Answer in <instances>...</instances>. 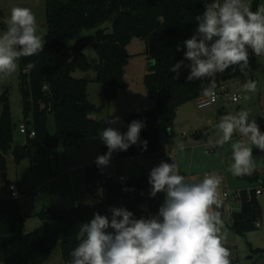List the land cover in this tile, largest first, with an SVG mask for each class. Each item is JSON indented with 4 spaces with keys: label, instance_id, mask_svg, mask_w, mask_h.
Listing matches in <instances>:
<instances>
[{
    "label": "trees",
    "instance_id": "1",
    "mask_svg": "<svg viewBox=\"0 0 264 264\" xmlns=\"http://www.w3.org/2000/svg\"><path fill=\"white\" fill-rule=\"evenodd\" d=\"M209 0L207 3H212ZM46 34L45 47L37 55L18 60L20 68L19 92L23 123L34 132L33 139L12 148L13 126L7 91L0 96V177L6 172V155L11 152L15 165L34 156V150L45 147L55 151L59 144H77L87 139H99L100 156L108 152L100 133L104 121L92 117L98 109L88 101L87 86L90 82L100 85L107 103L117 100L120 93L127 92L124 69L129 56L126 47L132 40L144 43L148 69L144 86L154 98V106L138 114L126 117L127 126L132 121H142L139 141L126 151L112 153L110 162L133 158L151 157L160 152L161 134L167 142L179 107L203 96L212 78L187 80L180 68L179 76L171 67L184 58V41L190 39L198 27L197 16L205 11L200 0H45ZM261 0H250V8L256 11ZM110 24V31L104 26ZM75 42L72 47L69 44ZM180 48L178 51L177 48ZM93 50L98 64L91 67L83 51ZM258 57L249 49V67L244 72L232 66L214 77L215 90L239 75L252 73L257 68ZM155 60V64H153ZM191 62V61H190ZM34 64L29 69L27 66ZM95 73L93 80L74 79L76 71ZM53 117L54 134L48 137L47 119ZM128 129L120 131L126 133ZM209 129L194 135L205 139ZM142 141H147L146 150ZM102 166L92 164L84 167V184L101 189L100 201L68 210L42 209L34 217L45 227V237L36 232L26 233L27 217L18 210V202L0 197V264H46L52 249L59 245L63 264H70L71 251L78 245V233L83 224L90 223L95 213L112 218V208H125L134 219H149L159 215L164 204V192L151 195L149 175L124 178L123 181L101 183ZM242 179L251 184L260 181L258 175H244ZM3 181V179H2ZM6 184V181H3ZM264 188V180L260 181ZM21 190V185L15 183ZM30 195L31 192L24 193ZM241 206L231 215V230L236 236L256 230L260 207L255 189L240 193ZM162 220V218H160ZM48 223H53L48 229ZM106 233H115L108 228Z\"/></svg>",
    "mask_w": 264,
    "mask_h": 264
},
{
    "label": "clouds",
    "instance_id": "2",
    "mask_svg": "<svg viewBox=\"0 0 264 264\" xmlns=\"http://www.w3.org/2000/svg\"><path fill=\"white\" fill-rule=\"evenodd\" d=\"M196 19L195 34L184 41L187 49L184 58L191 61L187 80L212 78L202 95L214 99L217 73L237 65L244 72L249 67V49L257 57L264 56V5L252 11L245 0H214L206 3L205 11ZM6 25V31L0 34V78L15 73L20 58L37 55L45 47L30 8L12 7ZM182 65L183 60L170 69L176 78ZM243 87L249 93L257 90L252 80H247ZM249 116L244 110L224 115L216 125L221 135L215 141L209 140V144L222 147L233 140L235 133L247 138L231 143V170L237 176L251 174L255 168L252 146L264 151V133ZM118 120L115 117L108 123L115 124ZM144 126L142 121L134 120L123 134L112 127L104 129L100 138L108 152L98 156L96 164L107 166L114 151H126L137 144ZM141 143L146 150L147 141ZM179 147L182 151L183 145ZM149 183L153 197L159 192L166 193L159 215L134 219L127 209L112 208L109 221L95 213L90 223L80 227L79 243L70 253V264H231L230 251L224 246L226 237L221 232L223 221L213 209L221 205L218 175L206 174L201 182L189 183L178 174L175 162H161L151 170ZM108 228L115 233H106Z\"/></svg>",
    "mask_w": 264,
    "mask_h": 264
},
{
    "label": "rangeland",
    "instance_id": "3",
    "mask_svg": "<svg viewBox=\"0 0 264 264\" xmlns=\"http://www.w3.org/2000/svg\"><path fill=\"white\" fill-rule=\"evenodd\" d=\"M200 1L206 4L209 0ZM245 2L250 5V0H245ZM44 3L45 0H0V34L6 31V20L10 16L11 8L18 6L32 10L39 25L38 34H42L44 39L47 31ZM261 5H264V0H261ZM104 27L110 31V24H106ZM74 44L75 42L70 43L69 47ZM126 51L129 56L123 78L127 85L126 93H120L115 102L107 103L100 85L91 82L88 86L90 102L98 109V113L95 114L96 118L106 123L105 128L112 127L119 132L128 129L125 123V118L128 115L141 113L145 107H153L155 101L144 86V76L149 64L144 54V43L134 39L126 47ZM83 54L91 67L98 64V56L93 50L86 49ZM19 74L20 68L18 65L17 71L11 76L0 78V96L4 91H7L11 111L12 148L23 145L25 141L24 136L18 131V126L23 123ZM94 76L95 73L92 69L87 72L76 71L72 75L74 79L88 80H93ZM247 80L256 82V92L249 93L244 89L243 85ZM227 85L224 84L231 96L238 97V102L223 104L222 101H219L217 104L205 109H198L194 101L182 105L177 110L172 129L166 132L173 135L171 141L167 142L165 134H161L160 152H166L165 150L169 148L175 149L179 167L178 174L185 176L186 181L189 183L201 182L206 174H215L222 179L218 192L221 200L220 206H223V211L219 212L215 206H213V209L220 213L223 221L221 232L226 237L224 245L230 251V260L238 261L240 264H264V188L261 187L260 182L264 180V167L261 170H252L251 174L256 173L260 181L251 184L249 181L242 179V175L233 174L229 159L224 158L225 161H223L222 155L232 152L231 143L235 141L232 140L222 147L215 146L213 151L209 150V147L213 145L209 144V140L215 141L221 135L216 125L228 113H236L241 110L248 111L250 113L249 119H255L260 131L264 133V56L258 57L257 68L254 72L239 75L229 81ZM252 94H256L258 102L247 105L246 103ZM134 109H136V112H134ZM128 111H130V114H127ZM115 117H119L117 123H108L109 120ZM47 129L48 136H52L54 134L52 116H48ZM205 129H209L205 139L194 138L196 133ZM241 139L247 140L244 137ZM96 142L95 138L77 144H59L55 151H48L45 147H39L34 150L35 159H26L19 165H15L11 152L6 155V181L12 184L19 183L24 189V193L34 192L36 194L35 201L31 195H25L18 202L19 213L27 217L25 223L26 233L36 232L37 237H45V227L34 217L42 209L68 210L74 207L75 202L79 207H82L86 205V200L89 201L90 205L100 201V188L97 189L96 194L89 197L84 192L88 186L84 184V167L96 164L95 161L100 156V147ZM180 145H183L182 151ZM252 152H257L258 154L255 155L262 156L264 161V151L252 146ZM120 166H122V172L126 178L149 175L151 170L157 167L151 157L133 160L130 168ZM80 183H83V185H80ZM258 186L259 189L262 188V195L257 200L260 207V216L257 222L261 227L245 234L243 237L236 236L230 227L231 213H237L241 206L240 199L236 197L241 191L248 192L251 188ZM224 188L230 192L229 199L222 196L226 191ZM1 193L6 195L5 183L0 177ZM164 195L166 199L165 192ZM47 226L50 229L53 223H48ZM250 258L252 260H249ZM46 264H63L59 245L52 249Z\"/></svg>",
    "mask_w": 264,
    "mask_h": 264
},
{
    "label": "built area",
    "instance_id": "4",
    "mask_svg": "<svg viewBox=\"0 0 264 264\" xmlns=\"http://www.w3.org/2000/svg\"><path fill=\"white\" fill-rule=\"evenodd\" d=\"M234 97L236 99H233ZM238 100L239 99L237 96H231L230 95L229 90H227L223 84L218 89L215 90V98L214 99L209 98V97H205V96H201V97L195 99L194 103L198 109H205V108H208L214 104H217L219 101H222L223 104H227V103H237ZM202 103H205L207 106L206 107H200L199 105ZM18 131L22 136H24V138H27V139H33L35 136L33 131H28L26 129V126L24 123H22L18 126ZM241 138H243V137H241L240 134H238V133H235L233 135V141H237ZM214 149H215V145H212L209 147L210 151H213ZM151 158H152V161L157 166H159L161 162H167V163L175 162L176 167L178 168L176 156L173 152H158V153L153 154L151 156ZM124 178L125 177L123 175H121L117 172L103 171L102 170L101 183L123 181ZM221 181H222V179H221ZM220 186H221V184H220ZM5 190H6V195H8L9 197H11L13 199H19V198L25 196L24 191L19 190L17 188V186L15 184H12V183L6 184ZM30 195L32 196V199L35 201L36 200V194L34 192H31ZM255 195L256 196L261 195V190L260 189L255 190ZM223 197L229 198V192L225 191L223 193ZM77 207H78V205H77V203H75L74 208H77ZM260 227H261L260 224L257 222L255 224V228H260ZM231 264H240V263L238 261H233V262H231Z\"/></svg>",
    "mask_w": 264,
    "mask_h": 264
},
{
    "label": "crops",
    "instance_id": "5",
    "mask_svg": "<svg viewBox=\"0 0 264 264\" xmlns=\"http://www.w3.org/2000/svg\"><path fill=\"white\" fill-rule=\"evenodd\" d=\"M91 83V82H90ZM93 83V82H92ZM228 83H226V85H227ZM88 86H89V84H88ZM88 86H87V96H88V101L90 102V99H89V88H88ZM228 86V85H227ZM115 102V101H114ZM91 103V102H90ZM134 112H136V109H134ZM127 114H130V111H128V113ZM220 114L221 115H223V113L222 112H220ZM94 120H96V121H99L97 118H96V115H94L93 117H92ZM126 119V118H125ZM106 129V128H105ZM46 134H47V136H48V129L46 130ZM49 137V136H48ZM51 137V136H50ZM183 139H184V137H183ZM96 143H97V145L100 147V141H99V139L97 140L96 139ZM183 141H185V140H183ZM24 143H25V141H24ZM23 143V144H24ZM21 146V145H20ZM79 148H81V146H79ZM162 151V150H161ZM166 152H173L174 154H175V149L173 148H169V149H166L165 150ZM255 154H258L257 152H252V155H255ZM176 155V154H175ZM222 157H223V161H225L224 160V158L226 159V160H228L230 157H232V152H229V153H227L226 155L225 154H223L222 155ZM33 158L35 159V157L33 156ZM135 159H138V158H133V159H129V160H123V161H117V162H111V163H109L107 166H102V168H103V171H114V172H117V173H119V174H121V175H123L124 177H125V175H124V173L122 172V166H120V165H123V167H125V168H130L131 167V165H132V161L133 160H135ZM231 166V165H230ZM179 168V167H178ZM178 168H177V170H178ZM252 173V172H251ZM245 175H251V174H245ZM243 176V175H242ZM126 178V177H125ZM80 185H83V183H80ZM87 187H91V186H87ZM86 187V188H87ZM221 187V186H220ZM99 187H96L95 186V194L97 193V189H98ZM251 189H255V190H258L259 189V186L258 187H254V188H251ZM250 189V190H251ZM21 190L23 191L24 189L21 187ZM224 190H226V188H224ZM249 190V191H250ZM260 190H261V195H262V188H260ZM226 191H228V190H226ZM248 191V192H249ZM85 192V191H84ZM224 192V191H223ZM229 192V191H228ZM241 192H243V191H241ZM240 192V193H241ZM247 192V191H246ZM94 195V194H93ZM229 195H230V192H229ZM261 195H259V196H256V198H257V200H258V197H260ZM3 196H5V195H2V193L0 194V197H3ZM92 196V195H91ZM222 196H223V194H222ZM87 197H89V195H87ZM230 197V196H229ZM224 198V197H223ZM236 198H238V199H240V194L236 197ZM225 199H229V198H225ZM235 199V198H234ZM76 203V202H75ZM85 204L86 205H90V203H89V201L88 200H86L85 201ZM85 205V206H86ZM78 207H79V205H78ZM222 211H223V206H222ZM221 211V212H222ZM233 213H231V215H232ZM254 254H257V253H254ZM249 260H252V258H250ZM230 262H233V260H230Z\"/></svg>",
    "mask_w": 264,
    "mask_h": 264
},
{
    "label": "water",
    "instance_id": "6",
    "mask_svg": "<svg viewBox=\"0 0 264 264\" xmlns=\"http://www.w3.org/2000/svg\"><path fill=\"white\" fill-rule=\"evenodd\" d=\"M190 63H191V62H190L189 60H184V61H183V65H182V67H181V69H182L187 75L190 74V68L187 67L188 65H190ZM257 102H258V101H257L256 94H252V96L250 97L249 101H248L246 104L248 105V104H251V103H257ZM149 109H150L149 107H145V108L143 109V111H147V110H149ZM26 126H29V123H27ZM252 160H253V163H254V165H255V168H254L253 170H261V169H263L264 164H263V162H262V161H263L262 156H260V155H252ZM232 162H233V159H232V157H230V158H229V164L231 165ZM2 179H3V181H6V175H5V173L2 174ZM6 183H7V181H6ZM85 193L88 194L89 196L95 194V186L87 187V188L85 189ZM218 211H219V212L222 211V206H220V207L218 208Z\"/></svg>",
    "mask_w": 264,
    "mask_h": 264
}]
</instances>
